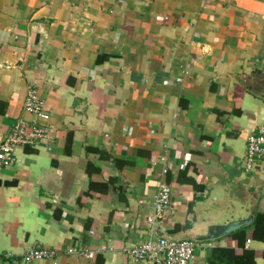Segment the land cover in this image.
Segmentation results:
<instances>
[{
    "label": "crops",
    "instance_id": "0c3cea01",
    "mask_svg": "<svg viewBox=\"0 0 264 264\" xmlns=\"http://www.w3.org/2000/svg\"><path fill=\"white\" fill-rule=\"evenodd\" d=\"M30 86L54 134L0 170V264L39 247L55 258L32 264H150L126 249L253 205L193 264H264V167L243 162L264 123V0H0V137L31 118ZM160 183L173 210L151 228Z\"/></svg>",
    "mask_w": 264,
    "mask_h": 264
},
{
    "label": "built area",
    "instance_id": "2783aa9c",
    "mask_svg": "<svg viewBox=\"0 0 264 264\" xmlns=\"http://www.w3.org/2000/svg\"><path fill=\"white\" fill-rule=\"evenodd\" d=\"M23 110L31 116L22 117L12 125L10 131L0 137V170L11 167L17 162L15 151L17 148L29 147L33 149L46 148L52 141L54 128L49 124L50 115L44 109V103L32 86L28 87ZM245 173L260 171L264 167V123L250 133L246 138L243 156ZM165 176L166 170L162 171ZM172 190L166 183H160L151 205V214L147 216V223L152 227H161L162 221L173 210ZM250 240H247L249 244ZM198 244L193 241H174L165 236L149 239L141 244H134L126 249L133 261H146L150 264H193L194 252ZM99 251L77 249L76 254L92 259L97 252H104L102 246ZM8 257L11 254H7ZM55 251L43 247L27 250L18 264H32L37 260H53Z\"/></svg>",
    "mask_w": 264,
    "mask_h": 264
},
{
    "label": "water",
    "instance_id": "95a60500",
    "mask_svg": "<svg viewBox=\"0 0 264 264\" xmlns=\"http://www.w3.org/2000/svg\"><path fill=\"white\" fill-rule=\"evenodd\" d=\"M256 206L249 208L247 214L229 213L224 219L213 220L207 219L204 223H198V232H186L178 237H168L174 241H194V242H208L215 241L233 232H236L253 223Z\"/></svg>",
    "mask_w": 264,
    "mask_h": 264
},
{
    "label": "rangeland",
    "instance_id": "374dc122",
    "mask_svg": "<svg viewBox=\"0 0 264 264\" xmlns=\"http://www.w3.org/2000/svg\"><path fill=\"white\" fill-rule=\"evenodd\" d=\"M167 184V183H166ZM169 185V184H168ZM170 186V185H169ZM158 189V188H157ZM172 212V211H171ZM171 212H169L168 214H170Z\"/></svg>",
    "mask_w": 264,
    "mask_h": 264
}]
</instances>
